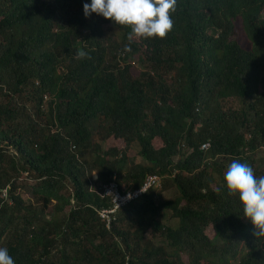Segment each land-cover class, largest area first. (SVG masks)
Instances as JSON below:
<instances>
[{"label":"trees","instance_id":"1","mask_svg":"<svg viewBox=\"0 0 264 264\" xmlns=\"http://www.w3.org/2000/svg\"><path fill=\"white\" fill-rule=\"evenodd\" d=\"M86 2L0 0V247L15 264H264L223 186L232 160L264 176V0H177L165 38L131 41ZM147 174L160 189L107 230L93 190Z\"/></svg>","mask_w":264,"mask_h":264},{"label":"clouds","instance_id":"2","mask_svg":"<svg viewBox=\"0 0 264 264\" xmlns=\"http://www.w3.org/2000/svg\"><path fill=\"white\" fill-rule=\"evenodd\" d=\"M176 4L177 0H87L82 5V14L85 19L94 14L112 24L128 27L129 41L163 39L173 27L171 16ZM122 51L130 53L132 49L125 44ZM75 56L78 60L85 59L88 53L81 49ZM223 186L229 196L238 199L242 216L254 228L253 235L264 240V176L257 178L247 163L232 160L225 171ZM0 264H15L5 247H0Z\"/></svg>","mask_w":264,"mask_h":264},{"label":"built area","instance_id":"3","mask_svg":"<svg viewBox=\"0 0 264 264\" xmlns=\"http://www.w3.org/2000/svg\"><path fill=\"white\" fill-rule=\"evenodd\" d=\"M47 99V96L44 97V100ZM182 148L184 146H181ZM209 148V143H204L201 145L200 149L202 151H206ZM96 176L94 180H96ZM161 184V178L157 174H147L144 177L143 182L141 185L132 190L125 193H122L116 184L115 181H111L108 184L98 185L96 190H93L101 199L109 198L112 204L111 208L102 209L97 211V215L104 225V227L109 230L110 224L114 221V214L115 212L127 205L128 203L132 202L133 200L137 199L138 197L142 196L143 194L159 189ZM118 205V206H117Z\"/></svg>","mask_w":264,"mask_h":264},{"label":"rangeland","instance_id":"4","mask_svg":"<svg viewBox=\"0 0 264 264\" xmlns=\"http://www.w3.org/2000/svg\"><path fill=\"white\" fill-rule=\"evenodd\" d=\"M134 74H136V71L139 70V66L137 64V62H135L134 64ZM129 157L131 158H134L136 160V162H140V159L137 158L135 155H134V152L133 150L129 151L128 153ZM176 160V159H175ZM95 178V175L93 174L92 175V180H94ZM160 189V188H159ZM158 191V192H157ZM160 190H156L157 193H159V197L161 200H168V199H173L174 195H175V192L173 190H170V191H167V192H159ZM170 215L171 213H169L168 211H165L164 215H163V220L162 221L164 224L167 225V220L170 218ZM209 234V233H208Z\"/></svg>","mask_w":264,"mask_h":264}]
</instances>
